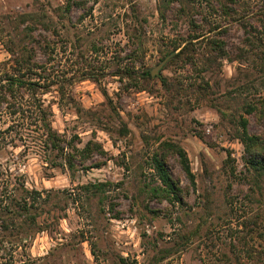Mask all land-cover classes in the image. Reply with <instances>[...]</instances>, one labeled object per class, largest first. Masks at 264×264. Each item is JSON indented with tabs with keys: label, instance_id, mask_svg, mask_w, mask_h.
Returning <instances> with one entry per match:
<instances>
[{
	"label": "rangeland",
	"instance_id": "374dc122",
	"mask_svg": "<svg viewBox=\"0 0 264 264\" xmlns=\"http://www.w3.org/2000/svg\"><path fill=\"white\" fill-rule=\"evenodd\" d=\"M160 1L79 0L59 19L54 8L65 0H0V72L9 70L10 39L25 36V44L35 49L34 59L46 68L42 74L52 82L41 97L65 152H74L72 146L82 148L88 140L101 149L84 161L76 155L69 171L60 165L62 155L47 156L36 128L23 129L20 122L0 149L2 166L12 176L27 187L52 192L54 210L40 218L47 230L37 233L26 249L39 259L52 253L47 264H218L224 253L231 254V242H236V250L244 248L245 241L263 243L256 231L253 238L240 237L251 205L240 174L243 146L235 136L234 116L243 114L252 133L264 130V116L243 113L240 103L241 97L256 100L264 95V74L234 56L245 46V32L264 0H241L231 20L215 17L226 29L216 36L224 39L232 60L224 58L210 67L200 61L168 63L171 53L157 75L136 87L118 71L151 70L174 43L195 33L176 1L163 17ZM195 3L192 16L198 23L203 14L215 21L205 3ZM27 12L46 13L52 22L19 23ZM136 19L141 32L130 27ZM32 24L34 29L28 30ZM208 27L202 23L198 30ZM29 32L37 41L28 40ZM198 50L195 56L201 60ZM245 83L249 90H241ZM10 123L2 114L0 126ZM164 141L186 150L195 175L194 190L177 157L168 155L169 170L187 201L182 207L147 191L154 178L151 157ZM95 163L100 165L93 167ZM95 182L110 184L94 195L81 188ZM150 210H156V216ZM175 246L171 255L156 261L158 249ZM21 252L17 250L16 259Z\"/></svg>",
	"mask_w": 264,
	"mask_h": 264
},
{
	"label": "trees",
	"instance_id": "16d2710c",
	"mask_svg": "<svg viewBox=\"0 0 264 264\" xmlns=\"http://www.w3.org/2000/svg\"><path fill=\"white\" fill-rule=\"evenodd\" d=\"M174 1L180 5L179 11L185 15L187 23L195 33L185 37L182 42L173 44L164 56L165 58L173 53L168 63L180 60L183 63L196 65L200 61L203 66L210 67L212 64L220 63L221 59L224 58L232 60L226 50L224 39L216 36V33L225 32L226 29L221 27L222 23L215 20V17L223 16L231 20L237 13L236 7L242 5L243 2L241 0H161L158 9L162 17L165 9ZM195 2L205 3L213 12L212 17L215 21L203 14L201 23H198L192 16ZM79 4V0H65L62 5L54 8V11L57 17L62 19L74 6ZM43 19L52 22L46 13L27 12L20 15L19 23L26 21L36 23ZM202 23L209 26L205 31L198 30L201 29ZM42 25L44 28H48L44 22ZM250 26V30L245 32L243 40L245 46L238 47L234 57L241 62H251L253 66L258 68L259 73L264 74V5L255 15V23L250 24ZM34 27L32 24L27 29L31 30ZM130 27L134 32H141L142 29L138 19ZM27 37L29 41H31L30 39L37 41L31 32ZM139 38L140 34L137 39ZM24 39H26L25 36H19L18 40L10 39L8 48L11 54L8 60L10 63L9 70L0 72V117L5 114L11 122L6 127L0 126V149L9 143L15 130L14 124L20 122L23 129L36 128L39 140L42 142L48 157L57 156L56 153L62 155L64 161L60 165L69 171L73 170L76 155H79L84 161L90 157L93 151L101 150L100 146L97 142L88 140L82 148L72 146L75 148L74 152H65L60 134L52 128L49 119L51 111L41 97L43 93L48 91L52 82L42 74L46 68L34 59L35 49L32 45L25 44ZM196 44H198L197 48H195ZM197 49L202 54L201 60L195 56ZM118 74L122 79L126 78L132 81L136 87H143V84L151 79V73L148 69H143L139 74H136L133 69L125 68L123 71H118ZM86 77L91 76L87 75ZM201 80L206 87L208 82L204 77ZM165 82L166 80L163 78L162 83L165 84ZM241 85V90H249L248 84ZM239 93L242 92L239 91ZM103 94L107 97L106 91H103ZM109 103L112 104V101L109 100ZM240 103L243 113L253 114L259 118L264 116V95H259L256 100L241 97ZM220 111L226 115L224 110L221 109ZM234 121L237 126L235 136L243 146V169L240 174L248 185L247 199L251 205L250 212L242 221V228L245 233L241 234L240 237L243 240L247 235L253 238L251 235H254V231H256L263 243L249 244L248 241H245L241 245L244 248L236 250V242H231L228 245L231 248H229L231 254L224 253L223 257L218 260V264H264V130L260 133L250 132L248 119L243 114L238 115L237 118L234 116ZM159 149L161 151L154 152L151 157L154 178L152 184L148 185L147 191L160 201L164 200L169 204L182 207L187 202L184 190L180 182L173 178L167 165V157L168 155L177 157L189 186L195 190V175L191 169L187 152L179 143L174 141H164ZM52 163L51 165H59ZM99 165L100 163H95L93 167ZM234 170L235 167L232 166L231 173H234ZM109 184L110 182L87 183L81 188L94 195L103 191L105 186ZM51 193L48 190L27 187L24 181L19 179V176H12L7 168H3L0 161V264H36L41 259H44V262L40 264H47L46 259L50 258L52 253L39 259L32 257L26 249L30 247L37 233L47 230V226L42 223L40 218L54 210L55 202L51 200ZM150 211L153 213V217L156 216V210ZM185 239H188V236ZM184 242L186 243L187 240ZM18 249H21L23 253L21 252L20 258L16 259ZM174 249H178V246L158 249L160 256H157L156 261L171 255L175 251ZM120 259L121 262H125V258L121 257Z\"/></svg>",
	"mask_w": 264,
	"mask_h": 264
},
{
	"label": "water",
	"instance_id": "95a60500",
	"mask_svg": "<svg viewBox=\"0 0 264 264\" xmlns=\"http://www.w3.org/2000/svg\"><path fill=\"white\" fill-rule=\"evenodd\" d=\"M169 56H166L163 60H161L155 67H153L150 70L151 76H155L158 74L159 70L161 69V67L164 65V63L166 62V60L168 59Z\"/></svg>",
	"mask_w": 264,
	"mask_h": 264
}]
</instances>
